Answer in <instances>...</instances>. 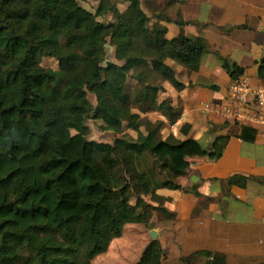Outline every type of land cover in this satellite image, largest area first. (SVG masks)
<instances>
[{
    "label": "trees",
    "instance_id": "16d2710c",
    "mask_svg": "<svg viewBox=\"0 0 264 264\" xmlns=\"http://www.w3.org/2000/svg\"><path fill=\"white\" fill-rule=\"evenodd\" d=\"M148 19L139 0H127L108 22H98L95 12L77 0H0V264H91L123 224L147 220L148 209L154 208L148 200L161 199L156 189H181L175 178L185 174L187 163L179 155L188 148L209 157L220 154L223 137L202 151L190 138H159L160 120L131 111L137 103L143 112L160 111L172 124L179 112L156 102L158 87L146 81L147 73L163 74L181 89L164 60L193 71L206 52L202 37L185 36L180 29L167 39L165 27L157 23L148 27L146 39L142 26ZM106 44L120 64L105 61ZM42 57L53 58L56 67L40 65ZM218 59L231 80L241 75L234 62ZM146 62L147 70L141 68ZM129 69L142 83L133 97L126 91ZM257 75L264 83V57ZM88 118L110 131L124 125L136 137L112 144L87 139ZM186 129L182 125L179 132ZM237 137L252 141L254 131L240 126ZM118 150L126 154H115ZM131 156L141 171L122 190L134 188V203L113 192L108 171ZM245 179L232 174L224 184L242 185ZM191 192L198 195L194 188ZM89 236L95 245L86 250ZM196 253L210 256L208 264H224L220 254ZM164 258L155 238L132 264H160ZM190 259L179 258L183 264Z\"/></svg>",
    "mask_w": 264,
    "mask_h": 264
},
{
    "label": "crops",
    "instance_id": "0c3cea01",
    "mask_svg": "<svg viewBox=\"0 0 264 264\" xmlns=\"http://www.w3.org/2000/svg\"><path fill=\"white\" fill-rule=\"evenodd\" d=\"M79 4L93 13L101 0ZM126 5L127 0H103L97 12H122ZM139 5L149 18L142 31L157 22L165 27L167 39L181 29L185 36L202 37L206 45L196 70L164 60L183 87L175 89L167 79L166 98L157 100V89L156 101H164L179 115L168 124L160 111L152 110L148 112L156 118L149 121L160 120L161 129L167 127V133L179 140L197 141L202 151L216 138H225L219 141L217 156L194 148L179 155L187 163L185 174L175 178L181 189L158 188L154 194L161 199L148 200L154 207L150 212L161 224L154 227L156 239L161 246L166 244L160 264H183L179 258L190 255V264H208L211 257L198 251L220 254L224 264H264V105L252 110L256 119L246 124L224 120L217 113L231 81L219 57L241 67L240 76L251 85L263 83L257 67L264 57V0H139ZM110 14L104 22L112 20ZM109 61L121 63L113 56ZM182 125L187 126L184 134L179 132ZM240 126L254 131L252 141L237 137ZM232 174L244 175V183L226 186L224 179ZM193 188L198 195L191 192Z\"/></svg>",
    "mask_w": 264,
    "mask_h": 264
},
{
    "label": "rangeland",
    "instance_id": "374dc122",
    "mask_svg": "<svg viewBox=\"0 0 264 264\" xmlns=\"http://www.w3.org/2000/svg\"><path fill=\"white\" fill-rule=\"evenodd\" d=\"M77 1L82 2L83 0H77ZM102 3L103 0H101V6H99L100 8L102 7ZM99 7L96 8V12H95L96 20L98 22H104L107 18V14L109 15L110 13H111L110 15H112L111 19L113 18V12H108V13L97 12L100 9ZM153 23H157V22H153ZM153 23H150V25ZM142 33L143 36L146 38L147 29L143 30ZM112 56H113V46L106 44L105 61L107 60L109 61L110 59H112ZM40 65L48 68H55L56 62L53 58L42 57L40 60ZM150 67L151 66L149 65V63L146 62L141 68H145V70H147ZM132 72H134V69H129L126 71V75H127L126 91L130 94L131 97H133L134 94L138 92V90H140L142 87L141 82L131 77ZM146 81L152 84L153 86L158 87L159 97H157V100L159 98H163L164 96L166 98V93L163 86L165 84V81H167V78L163 74L158 75L156 73H147ZM156 91L157 90H155V92ZM87 98L91 104L94 103V97L92 94H87ZM141 107L142 105L140 104L132 103L131 111L137 112L141 118H146L148 120H152L156 118V115L153 114L152 112H148V113L146 112L142 114L143 111L141 110ZM85 124L88 127V133L86 138L94 141L107 142L112 144L116 138L133 140L135 139L137 134L136 131L126 128L124 125H121V127L118 130H114V131L103 129L101 127L102 123L100 120H93L88 118L85 120ZM139 131L143 132L144 127L140 126ZM167 132H168L167 127H164L162 129L160 128L158 130L157 136L162 139L168 134ZM114 153L120 156L126 154L119 150L117 152L114 151ZM139 169L140 167L136 164L134 158L131 156L123 163L116 164L111 168H109L108 170L110 173V180L112 181L113 184V192L124 199H128L130 203H134V197L136 196L134 193V188L130 186L123 191L122 186L124 185V182H128L127 186H129L130 183H134L139 177L141 171ZM126 177L127 179H125ZM145 199L148 200V196H145ZM147 215L148 218L145 222H134V223L123 224L120 235L111 238L108 244L106 245L104 251L93 255V257L90 259L91 264H132L134 261H136L144 245L150 240L149 230L150 229L154 230V227H158L161 225L159 222H157L159 220L155 217V212H150V208L147 211ZM94 245H95V240L91 236H89V238H87L85 245L86 250L90 249ZM161 248L166 252L165 242L162 243Z\"/></svg>",
    "mask_w": 264,
    "mask_h": 264
},
{
    "label": "built area",
    "instance_id": "2783aa9c",
    "mask_svg": "<svg viewBox=\"0 0 264 264\" xmlns=\"http://www.w3.org/2000/svg\"><path fill=\"white\" fill-rule=\"evenodd\" d=\"M264 105V83L251 85L248 78L239 76L231 80L225 102L217 108V113L235 124L255 121L252 110L257 111Z\"/></svg>",
    "mask_w": 264,
    "mask_h": 264
},
{
    "label": "water",
    "instance_id": "95a60500",
    "mask_svg": "<svg viewBox=\"0 0 264 264\" xmlns=\"http://www.w3.org/2000/svg\"><path fill=\"white\" fill-rule=\"evenodd\" d=\"M149 237H150V239H155L156 238L155 230H153V229L149 230Z\"/></svg>",
    "mask_w": 264,
    "mask_h": 264
}]
</instances>
